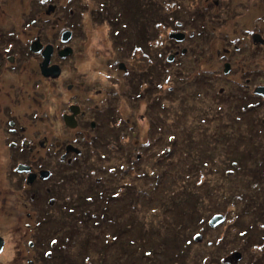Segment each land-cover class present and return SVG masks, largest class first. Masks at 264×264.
Instances as JSON below:
<instances>
[{"label": "rangeland", "instance_id": "1", "mask_svg": "<svg viewBox=\"0 0 264 264\" xmlns=\"http://www.w3.org/2000/svg\"><path fill=\"white\" fill-rule=\"evenodd\" d=\"M193 3L78 0L73 15L66 6L55 14L61 21L51 24H107L112 37L97 47L111 59V43L122 44L131 50L126 62L132 71L144 73L120 76L109 66L105 74L96 46L80 43L79 54L84 59L88 52L94 55L89 64L100 70L90 80L95 78L102 92L95 120L106 127L107 137L96 133L87 146L78 142L87 156L78 158L79 171L60 184L63 194L51 206V220L36 226L23 209L16 224L4 219L0 264H39L42 258L40 264H264V102L248 100L226 83L230 80L221 82L226 83L223 95L215 90L222 84L212 56L226 44L223 33L232 32L236 23L227 18L216 33H209L203 1ZM172 31L185 33L184 41L169 39ZM145 85L150 88L143 97L138 88ZM56 104L53 95L50 113ZM141 114L143 119H137ZM132 117L134 123L126 127L125 119ZM136 126L141 146L132 150V139L130 159L123 162L125 134ZM138 153L142 159L129 171V160L135 161ZM119 181L135 185L111 197L106 183ZM215 214L223 215V221L210 228Z\"/></svg>", "mask_w": 264, "mask_h": 264}, {"label": "flooded vegetation", "instance_id": "2", "mask_svg": "<svg viewBox=\"0 0 264 264\" xmlns=\"http://www.w3.org/2000/svg\"><path fill=\"white\" fill-rule=\"evenodd\" d=\"M74 1L78 0H0L1 237L4 219L16 224L21 218L20 209L28 220H45L44 215L51 213V206L57 204L63 194L60 184L79 171L78 158L87 156L85 148L78 142L87 146L95 139L96 133L107 137L104 133L106 127L95 120L100 108L98 102H101L98 97L102 92L95 87V78L90 80L100 70L92 69L89 64L94 55L88 52L89 57L84 59L79 54L80 43L86 41L96 46L95 54L100 56L97 61L105 63V74L109 66H113L111 72L115 69L120 76L130 77L144 72L132 71L131 65L126 62L131 50L125 51L122 44L111 43L109 48L114 51L111 59L109 54H104L97 47L101 41L112 37L107 24H51L53 19L61 21L55 14L63 6L67 7L69 15H73L72 8L78 7L73 4ZM192 1L191 6L194 7L198 0ZM202 1L209 33H216L217 27L219 29L227 23V18L236 23L232 24L234 28L229 32L236 33V37L232 40L228 37L229 33H223L226 44L216 50L214 56L210 51L214 63H217L215 74L220 83L230 80L226 83L241 91L248 100L258 99L256 102L261 104L264 102V0ZM239 7L248 8L243 14H233V10ZM18 16L21 19H16ZM100 27L106 28V31ZM65 32L69 33L67 38L62 36ZM203 44L199 43L200 46ZM47 46H50V53L43 66ZM61 51L66 55L61 56ZM144 54L150 60L149 54L145 51ZM143 67L141 65L140 68ZM62 83L64 89L59 88ZM226 83L215 86L221 90L214 89L223 95ZM144 88L149 91L150 87L145 85ZM259 89L263 92L260 93ZM125 92L128 95V90ZM53 95H56L58 104L52 107L54 112L50 113L48 105ZM62 98V106H59ZM64 117H70L68 119L74 126L66 125ZM137 117L143 119L144 116ZM133 118L125 119L126 127L132 126ZM137 128L125 134V158L120 157L123 162L130 159L128 150L132 139V150L138 151L141 146ZM68 145L80 153L67 151ZM142 156L136 154V163ZM132 162L129 160L130 165ZM99 181V178L96 179L97 183ZM34 211L37 214L33 215ZM24 224L28 230H34L32 222L25 221ZM12 231L9 229L10 233Z\"/></svg>", "mask_w": 264, "mask_h": 264}, {"label": "water", "instance_id": "3", "mask_svg": "<svg viewBox=\"0 0 264 264\" xmlns=\"http://www.w3.org/2000/svg\"><path fill=\"white\" fill-rule=\"evenodd\" d=\"M62 36L65 37V38H67V37L69 36V33H68V32H65V33H63ZM169 38H170V39H174V40L177 41V42H181V41L184 40V38H185V34L182 33V32H172V33L169 34ZM67 50L70 52L69 49H67ZM36 51H38V49H36ZM49 53H50V46H47L46 50L44 51V54H45V56H46V59H45V61L43 62V66H44L45 63L47 62V58H48V56H49ZM63 53H64V51H61L59 54H60L61 56H65L66 54H63ZM172 60H173V56H172V55L168 56L167 61L171 62ZM47 75H55V76H56L57 74H49V73H47ZM258 91H259L260 93H262V92H263V89H259ZM71 108H72V107H71ZM68 118H70V117H64V120H65L66 125H68V126H70V127H73V126H74V123H71L70 120H69ZM66 149H67V151H69V150H73V151H75L77 154L80 153V151H79L78 149H76L75 147L70 146V145L66 146ZM222 221H223V216H221V215H215V216H213V217L211 218V220L209 221V225H210V226H216V225L220 224ZM3 245H4V239L0 236V253H1L2 250H3ZM29 245H32V243L29 242ZM234 256H235L236 258H239V257H240V254H239V253H235Z\"/></svg>", "mask_w": 264, "mask_h": 264}, {"label": "trees", "instance_id": "4", "mask_svg": "<svg viewBox=\"0 0 264 264\" xmlns=\"http://www.w3.org/2000/svg\"><path fill=\"white\" fill-rule=\"evenodd\" d=\"M142 73H144V72H142ZM142 73H140V74H142ZM140 74H138V75H140ZM132 87H130V89H128L129 91H128V94H132ZM136 90V89H135ZM138 90H142V91H144L142 94H144L148 89L147 88H143V87H139L138 88ZM170 91V90H169ZM145 96V94L143 95V97ZM145 102H148V101H145ZM169 153V152H168ZM234 161H236V160H232L231 162L233 163ZM135 163H136V161H134V162H132V164L129 166V171H131L132 170V166H134L135 165ZM145 174V173H144ZM100 184V183H99ZM107 184V186H106V191L105 192H108V194L111 196V197H114L115 196V198H118V197H120V196H122L123 195V193H124V191H128V189L129 188H133V187H131V186H134L135 185V182L134 181H131L130 183H127V182H123V181H119L118 183L117 182H115V184L113 183V184H111V183H106ZM109 184V185H108ZM120 184V185H119ZM128 184H129V186H128ZM114 185V186H113ZM119 186H121V187H119ZM116 187V188H115ZM119 188H120V190H122L121 192H118V190H119ZM132 193V192H131ZM201 200H203L202 198H201ZM189 210H190V213H191V206H190V208H189ZM53 212L51 211V213L50 214H45L44 215V217H46L45 219H52V217H53V214H52ZM51 217V218H50ZM37 221V226H41L42 225V221H44L43 219H41V218H38V220H36ZM189 225L191 224V216H190V218H189ZM208 227H210L209 225H208ZM210 228H215V227H210ZM209 228V230H212V229H210ZM189 233H190V238H189V243H191V227L189 228V231H188ZM199 237H202L200 234H197ZM50 239H51V237L48 239V243L50 242ZM61 239V238H60ZM45 258H49V256H46ZM41 262L40 263H43L44 262V258H42L41 260H40ZM39 263V264H40Z\"/></svg>", "mask_w": 264, "mask_h": 264}]
</instances>
